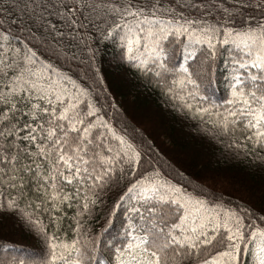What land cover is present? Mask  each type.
Here are the masks:
<instances>
[{
  "label": "snow or ice",
  "instance_id": "snow-or-ice-1",
  "mask_svg": "<svg viewBox=\"0 0 264 264\" xmlns=\"http://www.w3.org/2000/svg\"><path fill=\"white\" fill-rule=\"evenodd\" d=\"M105 66L148 78L260 195L164 152ZM2 217L39 248L0 242V264H264V0H0Z\"/></svg>",
  "mask_w": 264,
  "mask_h": 264
},
{
  "label": "trees",
  "instance_id": "trees-1",
  "mask_svg": "<svg viewBox=\"0 0 264 264\" xmlns=\"http://www.w3.org/2000/svg\"><path fill=\"white\" fill-rule=\"evenodd\" d=\"M108 51L110 54L111 49ZM105 67L118 106L130 119L135 117L133 122L145 131L149 139L156 138L155 142L161 145L164 152L176 157L180 163L189 166L193 171H199L202 167L211 164L231 172L242 180V183L234 184L236 191L233 192V199L237 197L247 199L250 191L255 196L260 195V177L243 174L246 162L235 158L226 144L198 135L193 130V122L182 118L170 107L165 106L166 101L160 89L149 83L148 78L127 68ZM223 71L224 66L221 63L218 68V77L221 80L220 74ZM224 94L223 84H220L217 95ZM95 231H99L98 225ZM0 242L19 245L29 250L39 248L36 238L18 224L15 217L0 218ZM7 254H12V250L0 248V260H4Z\"/></svg>",
  "mask_w": 264,
  "mask_h": 264
}]
</instances>
